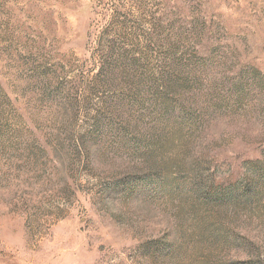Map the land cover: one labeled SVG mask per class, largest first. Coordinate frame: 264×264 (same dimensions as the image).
Masks as SVG:
<instances>
[{"label":"rangeland","instance_id":"1","mask_svg":"<svg viewBox=\"0 0 264 264\" xmlns=\"http://www.w3.org/2000/svg\"><path fill=\"white\" fill-rule=\"evenodd\" d=\"M0 264H264V0H0Z\"/></svg>","mask_w":264,"mask_h":264}]
</instances>
